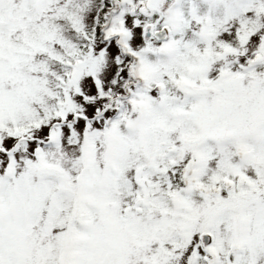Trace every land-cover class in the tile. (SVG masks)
Returning <instances> with one entry per match:
<instances>
[{
	"label": "snow or ice",
	"instance_id": "1",
	"mask_svg": "<svg viewBox=\"0 0 264 264\" xmlns=\"http://www.w3.org/2000/svg\"><path fill=\"white\" fill-rule=\"evenodd\" d=\"M0 264H264V0H0Z\"/></svg>",
	"mask_w": 264,
	"mask_h": 264
}]
</instances>
